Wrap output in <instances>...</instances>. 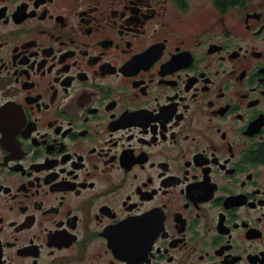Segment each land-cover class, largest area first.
Listing matches in <instances>:
<instances>
[{
  "label": "flooded vegetation",
  "instance_id": "af4514ba",
  "mask_svg": "<svg viewBox=\"0 0 264 264\" xmlns=\"http://www.w3.org/2000/svg\"><path fill=\"white\" fill-rule=\"evenodd\" d=\"M0 264H264V0H0Z\"/></svg>",
  "mask_w": 264,
  "mask_h": 264
},
{
  "label": "trees",
  "instance_id": "16d2710c",
  "mask_svg": "<svg viewBox=\"0 0 264 264\" xmlns=\"http://www.w3.org/2000/svg\"><path fill=\"white\" fill-rule=\"evenodd\" d=\"M218 1H219V3L222 4V3H225V2H227V1L229 2V1H234V0H218Z\"/></svg>",
  "mask_w": 264,
  "mask_h": 264
}]
</instances>
